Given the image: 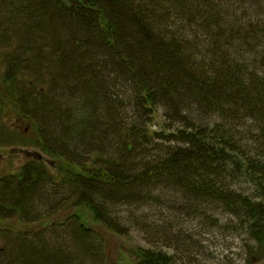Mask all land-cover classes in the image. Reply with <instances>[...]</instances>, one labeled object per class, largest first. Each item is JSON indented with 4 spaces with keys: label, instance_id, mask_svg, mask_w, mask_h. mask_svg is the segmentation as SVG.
<instances>
[{
    "label": "trees",
    "instance_id": "trees-1",
    "mask_svg": "<svg viewBox=\"0 0 264 264\" xmlns=\"http://www.w3.org/2000/svg\"><path fill=\"white\" fill-rule=\"evenodd\" d=\"M52 1L96 31L98 43L112 54L109 57L100 50L87 57L88 63L105 66L121 82L106 83L107 92L120 86L129 89L118 91L113 98L108 94L113 116H117L104 128L114 136L107 144L83 148L85 141L72 140L74 146L68 154L66 148L58 152L43 146L52 156L55 170L34 157L16 173H0V235L10 243L0 264H29L31 249L45 262L54 260V250L60 248L36 246L41 233L74 221L78 223L74 233L88 249L94 240L95 248L107 244L109 235L95 226L97 222L116 235L124 234L113 213H103L111 210L102 209L98 198L102 197L98 192L101 184L138 188L140 191L127 196L114 195V191L108 198L138 201V207L150 204L152 209L182 210L185 205L191 210L197 204H213L215 209L238 216L264 254V0ZM46 3L50 0H0V26L5 27L0 42L9 43L6 48L14 62L7 60V71L16 72L11 86L8 72L0 79V100L21 105L23 121L34 125L39 135L30 141L38 139L41 145L44 108L36 103L28 106L35 99L33 92L26 93L16 82L18 75L25 74L20 66L32 60L28 53L36 52L48 32L53 33L49 36L53 39L46 40V45L53 44L51 50L61 43L54 38L58 34L54 22L59 16L55 10L49 12ZM120 6L131 15L144 47L123 42L121 27L110 17ZM89 11L95 14L93 19L85 17ZM31 21L37 22L34 31L27 27ZM89 42L96 43L93 38L85 39L88 49ZM145 45L155 54H149L147 48L144 51ZM22 51H27L25 56ZM140 51L144 54L141 59L149 60L152 68L138 63ZM50 73L53 79L50 94L43 95L44 104L50 103L54 85L65 87L73 80V73L61 63ZM157 112L162 116L159 129L152 126ZM72 113V107L63 110L67 135L80 131L82 125L88 128L93 118L90 113L78 125ZM42 181L54 186V191L44 192ZM176 187L185 195L179 204L176 191L172 195L165 192ZM64 188L65 195L58 197ZM49 197H56L64 206L50 207L46 203ZM3 210L14 212L16 220ZM60 210L67 211L60 215ZM133 219L140 223L138 216ZM143 228L148 230L149 225ZM118 249L117 264H164L160 256L139 247L134 249V257L122 247Z\"/></svg>",
    "mask_w": 264,
    "mask_h": 264
},
{
    "label": "rangeland",
    "instance_id": "rangeland-1",
    "mask_svg": "<svg viewBox=\"0 0 264 264\" xmlns=\"http://www.w3.org/2000/svg\"><path fill=\"white\" fill-rule=\"evenodd\" d=\"M26 1L31 2L32 0ZM46 6L49 12L53 13L56 11L57 16H59V19L54 22L55 31L58 32V34L54 35V38L61 41V43L58 45L59 48L51 50L53 44L46 45V43L48 40L53 39L49 38L53 33L48 32V36H46L48 38L45 37L43 41L39 40L44 43L36 47V52L28 53V57H32V60L25 62V66H20L21 73L25 72V74L18 75V82H16L21 84L20 86L24 88L26 93L30 94L29 91L32 90L35 99L30 98L31 103H28V106L29 104L35 106L36 103L38 108H44L45 127L39 132L43 136L41 139L44 141V145H41L38 139L36 142L31 143L30 140L33 141L37 138V129L29 121H23L21 116L23 108L21 105L18 103L11 105V100L5 98L0 100V173L2 174L18 172L26 161L34 157L42 160L49 170H55L51 162L53 158L50 154L44 152L43 146H47L50 150L55 149L58 152L66 148L65 151L68 154L69 147L74 146V143H71L73 141H85L82 145L83 148L96 147L103 143L107 144L109 140L111 141L114 138L113 135L110 136L104 132L106 125L112 122L111 118L113 116L111 103L108 102L111 99H109L108 94L110 98H113L118 91L129 89V86H120L113 91L107 92L106 83H110V85L114 81L118 83L115 73L105 66L96 67L87 61V57L93 56L94 52L98 53L100 50V52H107L109 57L112 55L106 50V46L98 43L99 34L92 29L86 28V23L84 21L80 22L79 16L63 10L61 6L52 0H50V3H46ZM94 16L95 14L92 11L85 14V17L90 19H93ZM110 17L117 21L121 27V35L124 34L122 40L126 46L134 48L135 45L144 47V40L135 31L131 15L128 14L125 8L122 6L118 7L115 12H110ZM0 22H2L1 18ZM27 27L34 31V28L37 27V22H28ZM4 29L5 27L0 26V31ZM13 34L16 35L17 32L13 30ZM88 37L93 38L96 42V46L89 42L88 46L91 49H88L83 44V41L85 39L87 41ZM0 39H3L1 34ZM5 44V41L4 43L0 42V79L8 72L9 64L7 60L12 59L11 50L9 51V48H6L9 43ZM25 48L29 49V46H25ZM146 48L148 49L145 45L144 51ZM26 52L22 51V54L24 55ZM148 52L149 54H155L150 49H148ZM64 54L65 59L62 58ZM139 56L140 61L138 63H144L146 68H152L150 64L148 65L149 60L141 59L144 57L141 51ZM20 60H22L21 55ZM10 62L14 63L12 60ZM60 63L67 65V72L73 73V80L71 79V84L65 87L59 84L54 85L50 103L44 104L42 102L44 99L43 95L51 88L53 79L50 70L52 71L56 66L59 67ZM15 67L19 68L16 65ZM96 69L97 78L93 79ZM15 74V70L8 72L7 80L10 79L9 86L12 85L13 81H16L13 76ZM19 100L22 101L21 98ZM67 107H72V120L78 122V125L82 124L84 118L91 113L93 118H91L88 128L86 125H82L80 131L67 135L63 130L66 124L65 121H67L63 110ZM116 116L114 115L113 117ZM113 124L115 123L113 122ZM161 124L162 116L160 112H157L152 117V126L159 129ZM85 131H88V137H86V140H82ZM28 154L40 156L30 157ZM43 184L44 182L42 181ZM43 187V191L46 193L53 192L55 188L54 186L51 187L49 183L44 184ZM65 189L59 190L58 197L65 195V191H63ZM114 191L116 193L114 195L127 196L140 190L119 185L110 187L101 184L99 187L98 192L102 193V197L99 196L98 198L102 202V209L111 210L103 211V213L105 215L107 212L113 213L109 214L116 217L117 221L124 227L125 235H116L117 233L106 229L104 223L97 222L95 226L103 228L105 234L109 235L107 244L103 248H99L96 244L97 247L95 248L97 241L94 240L95 243L91 244L88 249L79 242L74 233L73 226L77 225L78 227L76 221L73 222V225L63 226L65 227L64 229L63 227H57L56 229L46 228V231L41 233L36 246L40 244L47 245L50 248L57 246L60 250H54V260L50 258V260L45 262L42 255H34L31 249L29 250L28 263L117 264L116 260L120 255L119 247L123 248L124 253L127 254L128 252L133 257L134 249L139 247L148 250L150 254L160 256L161 262H164V264L170 262L173 264H264V254L261 253L259 244L247 233L246 226L235 214L228 211L225 212L223 209H215L213 204H197L194 207L195 209L191 210L190 208L186 210L185 205V209L182 208V210L166 206L152 209L150 204H146L147 207H138L140 204L138 201L131 203L117 201V199H112L114 196L109 201L108 198L111 197V193ZM173 191H176L174 196H177L176 203L179 204V202L184 200L185 195L178 187L172 191L165 189V192L170 195L173 194ZM46 203L50 207H57L61 204V200H56V197H49ZM62 206H64L63 203L57 208L59 209ZM136 207L138 208L137 210H135ZM64 211L67 210H60L58 214L62 215ZM5 214L11 220H16L14 212L7 211ZM134 216L139 217L140 223L133 219ZM146 224L149 225L148 230L143 228ZM9 246L10 243L0 235V258L8 250Z\"/></svg>",
    "mask_w": 264,
    "mask_h": 264
}]
</instances>
